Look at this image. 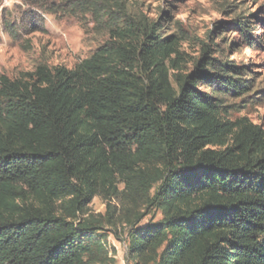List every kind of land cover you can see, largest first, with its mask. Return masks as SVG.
<instances>
[{
  "label": "trees",
  "instance_id": "trees-1",
  "mask_svg": "<svg viewBox=\"0 0 264 264\" xmlns=\"http://www.w3.org/2000/svg\"><path fill=\"white\" fill-rule=\"evenodd\" d=\"M68 2L105 15L108 38L71 70L0 77V264H115L119 228L132 264H264V130L225 105L251 70L208 45L182 75L161 23ZM261 23L224 28L252 46Z\"/></svg>",
  "mask_w": 264,
  "mask_h": 264
},
{
  "label": "rangeland",
  "instance_id": "rangeland-1",
  "mask_svg": "<svg viewBox=\"0 0 264 264\" xmlns=\"http://www.w3.org/2000/svg\"><path fill=\"white\" fill-rule=\"evenodd\" d=\"M125 5L148 22L161 23L165 35L179 38L180 74L194 69L208 45L211 52H221V59L248 67L250 93L228 98L225 105L235 106L229 110L232 120L247 118L264 130V23L253 33L257 44L252 46L243 43L236 31L224 28L240 14L263 13L264 19V0H125ZM104 16H96L91 9L75 11L68 0H0V77L16 79L39 65L73 69L106 42ZM90 209L104 214L101 198H95ZM160 219V212L151 209L143 224ZM117 232L120 240L109 236L117 251L115 264H132L126 255L125 231Z\"/></svg>",
  "mask_w": 264,
  "mask_h": 264
}]
</instances>
